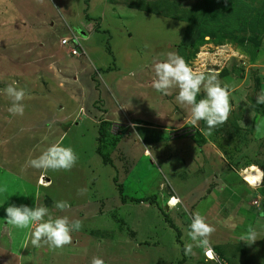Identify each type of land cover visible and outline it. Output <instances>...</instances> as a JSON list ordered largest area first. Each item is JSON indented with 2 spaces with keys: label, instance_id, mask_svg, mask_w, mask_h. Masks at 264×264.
Returning <instances> with one entry per match:
<instances>
[{
  "label": "rangeland",
  "instance_id": "1",
  "mask_svg": "<svg viewBox=\"0 0 264 264\" xmlns=\"http://www.w3.org/2000/svg\"><path fill=\"white\" fill-rule=\"evenodd\" d=\"M155 1L0 0V186L7 187L0 264H90L94 256L105 264H264V207L255 218L234 203L248 194L243 181L264 187V104L256 103L264 90V0H181L193 9L188 21L144 10ZM74 36L78 55L61 44ZM169 51L231 88L233 110L211 136L201 131L205 121L191 123L178 89L164 95L152 87L154 62ZM13 81L26 91L23 115L8 111L4 90ZM100 124L110 164L96 152ZM53 143L73 148L71 170L28 166ZM249 166L261 172L255 186L242 176ZM118 182L122 194L144 201L124 203ZM176 194L180 203L171 206ZM60 200L70 209H56ZM250 202L257 211L261 194ZM10 204L44 205L83 227L70 245L37 248L35 225L6 223ZM194 212L216 228L208 258L203 248L184 253ZM249 225L258 232L252 245L239 240Z\"/></svg>",
  "mask_w": 264,
  "mask_h": 264
},
{
  "label": "clouds",
  "instance_id": "2",
  "mask_svg": "<svg viewBox=\"0 0 264 264\" xmlns=\"http://www.w3.org/2000/svg\"><path fill=\"white\" fill-rule=\"evenodd\" d=\"M70 38L77 39L76 36ZM153 70L155 78L152 81V87L164 95H170L172 89H178L176 100L189 109L191 123L197 125L199 121H205L207 127L201 129L203 135L211 136L215 128L227 122L233 110L230 101L231 88L228 84H221L217 74L214 72L205 74L195 70L182 56L172 51L167 53L165 59L154 62ZM201 89L204 90L205 95L197 101ZM4 91L11 100V107L8 111L14 115H23L25 89L13 81ZM256 103L264 104V90L257 94ZM130 126L137 127L136 124ZM77 160L78 156L72 147L64 146L62 143H53L27 164L29 167L42 171H69L75 166ZM6 191V186H0V192ZM85 192L86 189L78 190L80 195ZM178 203H180L179 198L175 196L169 201L170 205ZM54 206L60 211L71 207L70 203L65 200L56 201ZM5 212L6 223L18 229H27L35 225L31 232V244L37 248L42 244H47L52 249L70 245L73 242V232L83 227L81 219H71L67 215L53 216L50 209L44 205L35 204L34 207H29L25 204H10ZM215 231V226L208 222L206 216L194 212L187 232L190 242L184 245L185 255H194V248L209 249L211 236ZM239 240L252 245L258 240V232L249 225L247 230L240 234ZM90 264H105V261L94 256Z\"/></svg>",
  "mask_w": 264,
  "mask_h": 264
},
{
  "label": "trees",
  "instance_id": "3",
  "mask_svg": "<svg viewBox=\"0 0 264 264\" xmlns=\"http://www.w3.org/2000/svg\"><path fill=\"white\" fill-rule=\"evenodd\" d=\"M143 2H144V0H143ZM179 2H181V0H156L154 3L155 8L150 9L147 7V5H145V7H143V6L142 7L144 8V10H146L148 12L163 14L165 16H171V17L183 19L184 21H188L190 16L193 13V9H192V7L190 9H187L185 7H181ZM192 46L193 45L187 46V49L190 51V47L192 48ZM98 133H99V135L97 137L98 144L96 147V152L98 153V155L101 156L103 163L110 164L108 156L103 153V142H104L106 135H107L106 128H105L104 124H100L98 126ZM114 181L116 182V177H114ZM262 182H264V181L262 180ZM260 186H259L260 188H258V192L261 194V203H262L261 205H262V207H260L257 211H255L256 209L254 210L258 214L262 213L263 207H264V187H262V185H260ZM117 187H118V190L121 192L120 193L121 194L120 199L124 203L129 199L136 201V202L144 201V199L140 198V197H137V198L132 197L131 198V197H128V196L122 194V191H123L122 183L118 182ZM149 200H151V198ZM243 211L245 212L244 209H243ZM239 213H241V212L239 211L237 213V215H239ZM169 224H170V226L176 228L175 225L171 221L169 222ZM180 263L181 262L179 261L177 264H180Z\"/></svg>",
  "mask_w": 264,
  "mask_h": 264
},
{
  "label": "crops",
  "instance_id": "4",
  "mask_svg": "<svg viewBox=\"0 0 264 264\" xmlns=\"http://www.w3.org/2000/svg\"><path fill=\"white\" fill-rule=\"evenodd\" d=\"M157 146H158V145H153L152 148L155 147L156 149H158ZM216 152L219 153V150L216 149ZM162 156H163V155H162ZM220 158H223V159H224L225 157H222V155L220 154ZM163 161H164V160H163ZM165 162H166V161H164V163H165ZM247 165H248V164H247ZM249 167H251V166H249ZM241 168H242V167H241ZM259 171H260V170H259ZM260 175H261V172H260ZM260 178H261V177H260ZM244 179H245V177H244ZM245 180H246V179H245ZM246 181H247V180H246ZM247 182H248V181H247ZM243 184H244L245 187L247 188L246 191L248 192V194L243 193V194L240 195V196H239V194H237L238 198H237V201L234 202V203H237L238 201H239L240 203L243 202V204L241 203L240 206H239V209H240V210H241V209L248 210V208H250V210H253V211H254L255 207H254L253 205H251V202H250V204H247V203L244 204V202H246V201L248 202V200H250L251 197H252V199H253V197H255L256 194L258 193V189H252V188H250V187L248 188V187H247L248 185L246 186V184L244 183V181H243ZM251 186H252V185H251ZM123 189H124V187H123ZM251 190L254 191V195H253V196H250V194H249V191H251ZM177 195H178V194H176V196H175V195H174V196L180 198V196H179V195L177 196ZM228 200L230 201L229 197H225V198H223V200H221V202H219V203H220V205L222 206L223 203H226V202H227V204H228V203H229ZM142 202H143V201H142ZM194 203H196V201H195ZM222 207H223V206H222ZM255 211H256V210H255ZM255 211L253 212V217H255V216H256L255 218H257V216L260 217L261 214H258V213H256ZM262 213H263V212H262ZM254 214H255V216H254ZM255 218H254V219H255ZM254 219H253V221H254ZM257 241H258V240H257ZM257 241H256V242H257Z\"/></svg>",
  "mask_w": 264,
  "mask_h": 264
},
{
  "label": "bare ground",
  "instance_id": "5",
  "mask_svg": "<svg viewBox=\"0 0 264 264\" xmlns=\"http://www.w3.org/2000/svg\"><path fill=\"white\" fill-rule=\"evenodd\" d=\"M201 58V56H200ZM203 58V57H202ZM243 171V170H242ZM242 176L245 177V179L251 183L252 186L257 185L258 179L260 177V171L254 167H248L246 171L242 173ZM174 206V205H171Z\"/></svg>",
  "mask_w": 264,
  "mask_h": 264
},
{
  "label": "built area",
  "instance_id": "6",
  "mask_svg": "<svg viewBox=\"0 0 264 264\" xmlns=\"http://www.w3.org/2000/svg\"><path fill=\"white\" fill-rule=\"evenodd\" d=\"M74 42H77V39H71L70 37H66V38H63L62 40H61V44L62 45H67L69 48H70V54H72V55H77L78 54V51H77V49L75 48V47H73V46H71V43H72V45H73V43ZM253 203L254 204H258L259 205V201L257 200V199H255L254 201H253ZM209 251H211L212 252V250L209 248V249H207V250H205V256L208 254V252ZM213 253V252H212ZM207 257V256H206ZM210 258V257H209ZM210 259H214V255L212 254V256H211V258Z\"/></svg>",
  "mask_w": 264,
  "mask_h": 264
}]
</instances>
